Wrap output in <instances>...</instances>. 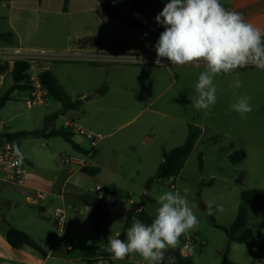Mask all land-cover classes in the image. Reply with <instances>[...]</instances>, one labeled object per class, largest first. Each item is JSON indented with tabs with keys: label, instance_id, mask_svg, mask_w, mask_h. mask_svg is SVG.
Returning a JSON list of instances; mask_svg holds the SVG:
<instances>
[{
	"label": "crops",
	"instance_id": "crops-1",
	"mask_svg": "<svg viewBox=\"0 0 264 264\" xmlns=\"http://www.w3.org/2000/svg\"><path fill=\"white\" fill-rule=\"evenodd\" d=\"M61 2L62 9L54 12L50 7L52 0H0V33H10V37L7 41H0V47H30L27 44L29 41L34 40L35 35L38 34L41 29L42 23L49 25L55 23L56 19H54L52 15H57V19L60 18V16L70 15L72 14L73 4L77 5L76 0H70L68 11L64 12V0H60V4ZM220 2L231 7L232 10L242 13L247 21L264 29V0H220ZM87 3L92 2L85 0H80L78 2L81 6L86 5ZM135 3V9L130 15H125L118 9L119 14L142 23V28H131L135 31L147 28L149 30L147 35L137 36L134 38L133 42L126 43L127 37L120 36L117 33L121 29V27H119L116 31L109 33L108 35L111 36H107V38L99 36L97 39L101 42L99 46L92 43L76 44L72 50H81V52L85 54L156 55L154 45L162 31L150 26L147 22L150 15H157L162 11L165 3L162 0H149V4L156 8L152 13H149L146 6L141 3H139L141 4L140 10H136V6L139 5L138 0ZM83 13L84 11L82 14ZM109 20L111 27L113 28L118 26L117 24L128 25L127 23H122L111 18H109ZM49 65L46 64L44 67L51 70ZM189 67L197 68L192 64L181 66L172 65L171 63H161L160 65H156L155 63L125 64L119 62H103V90H101L100 93L96 92L94 96L95 100H101L103 98V163L101 162L102 158L100 157L101 150H99V146L87 161L88 166L99 168V172L95 176L85 175L81 172V169L73 166L75 167L74 171L73 169L71 173L68 171L62 179H57L56 181L49 180L42 175L43 173H41L40 169L32 162L30 156L22 150L19 143L21 152L27 162L25 185L17 186L5 181H0V198L2 199L0 201V264H149V262L143 260L139 254H129L123 261H119L114 260L109 253L104 251V249L93 251L81 246V244L74 246L72 242L64 241L63 235H61V233L56 234L52 225H49V222H47L52 211V208L47 205V199L50 196L59 198L62 201L63 207L70 202H83L86 206L84 210L85 212L89 210V204H92L93 213L99 215L97 209L99 206H102L100 204V197H102L104 204H109L113 208L115 207L113 212L103 208L107 213V227L110 229L106 230V244L110 235L113 238L118 237L122 240L126 239V236L125 238H121L122 231L126 230L129 225L131 226L134 221L139 220L146 225H150L155 217V211L159 207L158 199L155 197L156 194H154V197L151 196L154 192V187L151 188V185L155 182L160 183L163 180L157 173L159 166L165 161V154L169 153L174 148L181 146L186 141L190 125H194L200 129L201 132L199 138L197 139L194 149L185 162L179 176L176 178H167L170 180H178L180 175L184 172L194 150H196L198 145L206 139L207 132L212 131L220 133L217 129L218 124H216L215 119H212L214 117L219 118L222 114L211 117V113L207 112V114H204V111L197 110V117L200 121L197 123L195 122L196 118H194L196 116H190V111L193 108L188 111L187 105L185 104L183 106L181 95L184 91H188L189 88L195 89V84L199 76V73H197V76L191 79L188 74L181 71L182 68ZM197 69L204 70L203 66ZM249 69H237L236 72L238 76H240L246 74ZM173 76H176V78H173ZM230 77L231 76L221 74L214 79V83L218 89L216 104L219 105V109L226 104H230V96L227 91L229 90L234 93V89L230 87L232 82L229 79ZM12 84L13 79L10 72L0 75V89H5L6 92ZM173 85H178V87L175 90H172L171 88ZM241 87L247 88L248 85L246 82H242ZM28 96L25 98L26 105H28ZM49 97L50 95H48V98ZM79 98L82 101L81 108L84 105L82 99L86 98V95ZM73 111L74 110H68L61 113V115L70 116V118L65 119V123L68 125L67 128L73 131V140L87 151L89 146H85L83 143V141H86L87 139H85L82 134L76 135L74 129L80 128L84 131L93 132L95 126L87 124L86 128H81L74 124L75 118L71 116V112ZM52 115L53 114L46 115L44 117V123L46 118ZM77 119L80 120L79 118ZM143 119L144 121L141 122L138 127L136 126L131 131H127L123 137L117 138L115 135L117 130L112 131L109 129V124L112 122H118L117 124L122 123L117 128L120 129L129 124L133 125L137 121ZM147 123L149 124L148 126ZM55 125V120L54 126L50 123L52 128H54ZM146 127L151 129L149 134L151 135L152 147L140 153V155L136 157V160L129 158V153L136 150L137 138L140 134L139 132ZM44 128H41L40 130ZM0 130H3L2 126H0ZM4 133L16 132L4 131L0 133V137ZM50 139H45L49 146H51L53 142ZM76 152L78 154L81 153L78 151ZM234 152L236 151H234L233 144H230L225 152L226 159L231 161L230 156ZM244 159H246V154ZM129 165L135 168L133 172L134 174H130L129 171L126 170L127 167H130ZM141 166L149 169V171L145 173L146 175H144V178L138 176L140 175L138 168ZM202 167L203 160L201 168ZM77 173L97 179V182L101 180L99 178L103 177V180H101L102 183L99 182L100 184H96L101 186V191L96 192L93 189L90 190L93 194H87L83 185L71 180L72 176ZM152 179L154 180L150 182L151 184L149 186H147ZM211 183L212 181H209L204 185H210ZM172 185H174V187H172L174 188V192L179 191L181 193V191L186 192L187 190L185 186L180 184L177 185L172 183L171 186ZM11 190H14L17 194H15V196H24L26 201H28V198L35 199L38 196L39 191L48 192V197L37 203H30L28 201L31 205H37L38 211L31 208H19L15 209V212L18 213L11 215L10 205L12 200L10 198L12 197H1L3 192L7 193ZM157 191L160 192V189L158 188ZM143 197L145 201H148L147 204L143 201ZM50 202L53 205L55 203L54 199ZM138 203L142 206L133 214L132 219L127 222V213L129 209L133 204ZM48 208L50 210H48ZM85 212H83V214H86ZM114 212H117L116 214L119 215L112 217ZM19 213H21L22 216H20ZM206 225L209 226L205 220L201 226L197 225L196 228L181 235L176 247L168 248L165 251L164 260L159 262V264H169V257L175 258L174 264H200L199 259L202 258L203 251L199 256L195 255V247L200 245L201 249L203 248L204 250L209 245V240L204 232L207 230ZM8 226H13L30 236L42 248V252H38L27 246L20 249L11 247L7 242L5 235ZM62 227L59 228V231ZM83 231L86 233L88 232L87 226L83 227ZM187 239L194 241V253L188 257L182 250V244ZM243 244L233 242L230 246V251L235 252L236 250H239L240 246ZM220 249L223 248H217L215 251V258L219 256L218 253ZM227 260L233 263L246 264V262L240 259L229 260L227 258ZM213 263L216 264V260L215 262L213 261ZM222 263L223 261L217 262V264ZM255 263L263 264L264 262L258 260Z\"/></svg>",
	"mask_w": 264,
	"mask_h": 264
},
{
	"label": "rangeland",
	"instance_id": "rangeland-1",
	"mask_svg": "<svg viewBox=\"0 0 264 264\" xmlns=\"http://www.w3.org/2000/svg\"><path fill=\"white\" fill-rule=\"evenodd\" d=\"M79 1L76 0L77 5L73 4L72 14L60 16L58 19L57 15H52L56 19L55 23L51 25L42 23L39 33L27 45L34 48L67 52L72 50L76 44L92 43L99 46L101 44L100 40H97L99 36L107 38V36H111L108 35L109 33L116 31L119 27L121 29L117 33L120 36L127 37L126 43H131L137 36L147 35L149 32L147 28L135 31L124 24H117L118 26L113 28L108 16L103 12L97 0H85L92 3L82 6L78 4ZM119 2L118 9L125 15H130L135 9L136 3L133 0H119ZM139 3L145 5L149 13L156 10V8L149 4V0H138ZM141 4L136 6V10H140ZM50 7L54 12L61 10L62 2L60 4V0H52ZM82 10L84 11L83 14ZM46 64H50V71L58 78L67 93L74 99L86 95L87 99H82L84 105L80 109L71 112V116L75 118L74 124L81 128H86L87 124L95 126L94 134L101 137L98 146L99 150H101L100 157L103 163V98L101 100L94 99L96 92L100 93L103 90V62L64 60L48 62ZM182 69L181 71L188 74L191 79L195 78L197 73L203 71V69L192 67ZM247 71L246 74H242L238 78L242 82H246L248 87H240L234 90V93L228 90L230 104L224 105L221 109H219V105L215 104L209 112L211 113V117L222 114L219 118L214 117L212 119H215L216 124H218L217 129L220 133L207 132L206 139L194 150L184 172L178 180L166 178L160 183L155 182L151 185V188L154 187V192L151 196L154 197V194H156L155 197L157 199L165 192H174V188L171 186L172 183L185 186L187 190L186 192L181 191V195L188 199L194 214L199 219L198 225L201 226L205 220L209 224V226L206 225L207 230L204 231L209 240V245L204 250L203 248L201 249L200 245L195 247V255L199 256L203 251L202 258L199 259L200 264H215L213 263L215 260L217 264V262L223 261L228 244L227 236L222 227L226 229L230 228L235 220L238 208L241 205V192L251 189H264V71L256 68ZM173 78H176V76H173ZM229 79L232 81L233 76ZM177 87L178 85H173L171 89L175 90ZM4 92L5 89H0V96ZM243 95L251 97L253 107V111L247 114V119H241L240 115L230 108L238 97ZM27 96V90H17L12 94V100L4 108L0 109V126L3 127L0 133L4 131L40 130L45 127L44 117L50 114L56 115V118L51 121V125L54 120L56 121L54 128L61 129L68 127L65 119L70 118V116L61 115L63 109L61 103L49 97L46 104L29 107L25 103ZM181 96L183 106L186 104L188 111L193 108L190 111V116H196L194 117L196 118L195 122L199 123L197 110L192 106L189 99V97L196 96L195 89L189 88ZM203 113L206 114L205 111ZM143 121L144 119L139 120L133 125L129 124L120 129L117 128L122 123L117 124L118 122H112L109 124V129L112 131L117 130L115 133L117 138L123 137L127 131H131L136 126L138 127ZM74 130L76 135L80 134L77 129ZM150 131L151 129L146 127L139 132L136 150L129 153V158L136 160V157L140 153L152 147ZM50 140L53 141L51 146L47 145V140L33 136L22 138L19 143L22 150L30 156L32 162L43 173L42 175L49 180L56 181L57 179H62L68 171L71 173L72 169L73 171L75 169L73 166L70 167L64 164V157L77 156L78 153L61 137H54ZM83 143L85 146L90 145L88 140L83 141ZM230 144H233L234 151L245 152L246 159L240 162H231L226 159L225 152ZM200 158L203 160L202 168L199 165ZM129 166L126 170L132 174L135 168L131 165ZM138 171L140 172L138 176L144 178L145 173L149 169L141 166L138 168ZM99 179L103 180V177ZM71 180L83 185L87 194L92 192L90 190L94 189L96 191V184L101 182V180L97 182V179L87 177L81 173L73 175ZM209 181H212L210 185H204ZM158 188L160 192L157 191ZM11 191L7 193L3 192L1 196L2 198L7 196L12 197H9L12 200L10 205L11 215L18 213L15 212V209L19 208H31L38 211L37 205H31L26 201L24 196H15L14 190ZM53 199L55 201L54 205L50 202ZM143 201L146 204L148 202L144 200V197ZM209 202L212 203L214 209L219 205L222 210L214 211V214L209 215L207 211V204ZM47 205L52 208L51 213L54 211V207L67 211L64 225L60 231L52 219L51 213L47 220L49 225H52L56 234L61 233L63 235L64 241L72 242L74 246L81 244V246L93 251L105 248L106 230L110 229L107 227L108 217L107 213L103 210V206L98 207L99 215H96L93 213L92 204H89V210L85 212L86 206L83 202H70L63 207L61 199L50 196L47 199ZM48 210L50 209L48 208ZM83 212L86 214H83ZM116 213L114 212L112 217L119 215ZM19 215L22 216L21 213ZM263 222L264 206H249L248 225L253 230V236L246 244L240 246L239 250L235 252L228 251L225 256L229 260L240 259L246 262V264L255 263L258 260L264 262V229L258 226V224ZM85 226L88 228L87 233L83 231V227ZM126 230H123L122 234L126 233ZM217 248L223 249H220L219 256L215 258Z\"/></svg>",
	"mask_w": 264,
	"mask_h": 264
},
{
	"label": "clouds",
	"instance_id": "clouds-1",
	"mask_svg": "<svg viewBox=\"0 0 264 264\" xmlns=\"http://www.w3.org/2000/svg\"><path fill=\"white\" fill-rule=\"evenodd\" d=\"M155 21L164 28L154 45L156 65L167 58L172 65L204 68L195 84L196 96L189 97L198 111L207 114L215 106L217 76H233L230 87L236 90L242 86L237 69L253 66L264 71V29L247 21L242 13L226 9L220 0H169ZM230 108L247 119L253 111L251 97L239 96ZM158 203L150 225L134 221L126 230V239L110 235L104 251L119 261L134 253L149 264L163 261L165 251L175 248L179 237L196 228L199 219L179 191L163 193ZM219 210V205L214 209L211 202L207 204L209 215ZM174 260L169 257V264Z\"/></svg>",
	"mask_w": 264,
	"mask_h": 264
},
{
	"label": "trees",
	"instance_id": "trees-1",
	"mask_svg": "<svg viewBox=\"0 0 264 264\" xmlns=\"http://www.w3.org/2000/svg\"><path fill=\"white\" fill-rule=\"evenodd\" d=\"M137 0H133L135 3ZM164 3H168L169 0H162ZM105 14L116 21L127 23L133 28H142L143 24L136 21L135 19H130L119 14L118 8L111 5L110 0H98ZM70 0H64L63 11L67 12ZM10 37V33H0V41H7ZM28 68L29 64L24 61H16L11 67L8 62L0 61V75H4L8 72L11 73L13 84L12 86L0 96V109L4 108L6 104L12 100V94L17 90H29L28 81ZM251 69V68H250ZM39 77L42 81L43 86L48 90L50 97L54 98L56 101L62 104V112L64 113L68 110H76L80 108L82 101L80 98L74 99L69 95L63 86L60 84L58 79L53 75V73L48 70H41ZM56 115L46 118L45 128L42 130L33 131H20L16 133H4L1 137L7 139H22L28 136H33L37 138L50 139L53 137H61L68 144L72 146L75 151L86 153L87 151L77 144L74 140V133L69 128L56 129L50 126V123ZM200 129L194 125L189 126L188 136L186 141L176 148H174L169 153L165 154V161L161 163L158 168V176L162 179L166 178H176L181 173V170L187 161L188 157L191 155L195 143L200 135ZM245 154L243 151L234 152L230 156L232 162H239L244 160ZM199 165L202 166V159H199ZM81 172L88 176H95L99 172V168H93L86 165L81 169ZM154 179L149 181L147 186H149ZM241 205L238 208V213L233 221L230 228H223L227 239L228 245L226 248V253L230 251V246L233 242L243 244L248 242L253 236V230L248 225V210L249 206H264V189H251L242 191L240 194ZM140 203L133 204L127 213V222H129L133 214L141 207ZM259 227L264 229V222L258 224ZM7 242L9 245L15 249H20L23 247H30L38 252H42V248L26 233L14 228L13 226H8L5 232ZM225 253V255H226ZM224 255L222 264H239L233 263L227 260V256ZM258 264V263H251ZM264 264V263H263Z\"/></svg>",
	"mask_w": 264,
	"mask_h": 264
},
{
	"label": "built area",
	"instance_id": "built-area-1",
	"mask_svg": "<svg viewBox=\"0 0 264 264\" xmlns=\"http://www.w3.org/2000/svg\"><path fill=\"white\" fill-rule=\"evenodd\" d=\"M226 9L232 10L231 7L220 2ZM111 5L117 7L119 5L118 0H112ZM157 15H150L147 24L157 28L160 31H164L161 25H158L155 21ZM143 58V61H141ZM156 55H133V54H116L106 55L103 53L85 54L81 50H70L67 52L51 51L42 48H32L19 46L15 48H3L0 47V61L8 62L12 67L16 61H24L29 64L28 68V81H29V96L27 99L28 106L46 104L49 92L43 86L39 77L41 70H45L44 65L48 62H57L64 60H82L87 62H121L125 64H150L155 63ZM161 63H170L167 58H162ZM255 68L248 66L242 69ZM70 126V125H69ZM80 134L90 142V147L86 153H80L77 156H65L64 164L67 166H75L78 169H82L87 165L88 159L93 155L98 143L101 139L99 135H95L92 132L84 131L77 128ZM22 154L19 140L7 139L0 137V181H5L17 186H24L26 181L27 162L22 155H18L17 152ZM96 186V192L101 191V187ZM174 187V185H172ZM48 197V192L39 191L38 196L34 198H28L30 203H37L43 201ZM100 204L104 209L113 212L114 208L109 204L103 203V198L100 197ZM66 210L62 208H55L51 213L52 219L56 225L61 228L64 225L66 218ZM182 250L185 255L191 256L194 253V241L187 239L182 244Z\"/></svg>",
	"mask_w": 264,
	"mask_h": 264
},
{
	"label": "water",
	"instance_id": "water-1",
	"mask_svg": "<svg viewBox=\"0 0 264 264\" xmlns=\"http://www.w3.org/2000/svg\"><path fill=\"white\" fill-rule=\"evenodd\" d=\"M52 125H54V122L52 123ZM125 236H126V233H123V234L121 235V238H125Z\"/></svg>",
	"mask_w": 264,
	"mask_h": 264
}]
</instances>
